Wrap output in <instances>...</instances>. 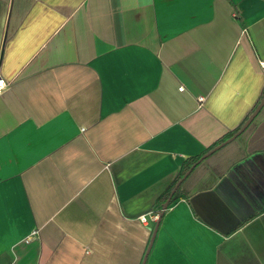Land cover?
I'll use <instances>...</instances> for the list:
<instances>
[{"label": "crops", "instance_id": "0c3cea01", "mask_svg": "<svg viewBox=\"0 0 264 264\" xmlns=\"http://www.w3.org/2000/svg\"><path fill=\"white\" fill-rule=\"evenodd\" d=\"M263 61L264 0H0V264H264V105L183 178Z\"/></svg>", "mask_w": 264, "mask_h": 264}, {"label": "water", "instance_id": "95a60500", "mask_svg": "<svg viewBox=\"0 0 264 264\" xmlns=\"http://www.w3.org/2000/svg\"><path fill=\"white\" fill-rule=\"evenodd\" d=\"M264 105V96L261 99L260 103L257 105V107L255 108V110L249 115L248 119L244 122V124L240 127V129H238L231 137L225 139L224 141L220 142L219 144H217L216 146H214L213 148H211L210 150H208L202 157H200L193 165L192 167L185 173L184 177L185 178L191 171V169L197 164L199 163L201 160H203L205 157L209 156L210 154H212L213 152H215L216 150L220 149L222 146H224L225 144L229 143L230 141H232L234 138H236L239 134H241L247 127L248 125L252 122V120L255 118V116L258 114V112L260 111V109L262 108V106ZM181 183V180L175 185V187L172 189V191L169 194V197L167 198V200L163 203V210H165L169 203L172 200V197L174 195V193L176 192V190L178 189L179 185ZM150 247V246H149Z\"/></svg>", "mask_w": 264, "mask_h": 264}, {"label": "built area", "instance_id": "2783aa9c", "mask_svg": "<svg viewBox=\"0 0 264 264\" xmlns=\"http://www.w3.org/2000/svg\"><path fill=\"white\" fill-rule=\"evenodd\" d=\"M262 64L264 66V61L262 62ZM8 84L9 83L6 81V79L0 73V92H2L8 86ZM183 88H184V86L181 85L180 86V89H183ZM198 100L199 101H203L204 100V97L200 96V97H198ZM158 216H159V214L156 213V214L153 215V218H158ZM142 220L145 221L146 220V217L145 216H142Z\"/></svg>", "mask_w": 264, "mask_h": 264}, {"label": "trees", "instance_id": "16d2710c", "mask_svg": "<svg viewBox=\"0 0 264 264\" xmlns=\"http://www.w3.org/2000/svg\"><path fill=\"white\" fill-rule=\"evenodd\" d=\"M231 135V134H230ZM230 135H228V137L230 136ZM215 146V145H214ZM169 195V193L167 194V196ZM173 197H175V194L173 195ZM173 197H172V199H173ZM167 198V197H166Z\"/></svg>", "mask_w": 264, "mask_h": 264}]
</instances>
